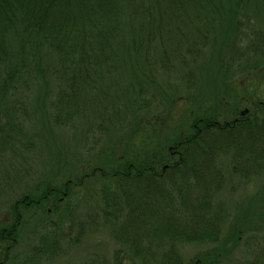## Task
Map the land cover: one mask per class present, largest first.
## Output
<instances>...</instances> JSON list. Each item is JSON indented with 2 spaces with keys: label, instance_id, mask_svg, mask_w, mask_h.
I'll return each mask as SVG.
<instances>
[{
  "label": "trees",
  "instance_id": "trees-1",
  "mask_svg": "<svg viewBox=\"0 0 264 264\" xmlns=\"http://www.w3.org/2000/svg\"><path fill=\"white\" fill-rule=\"evenodd\" d=\"M175 56L185 74H194L191 66L199 68L198 82L209 74L214 58L221 61L223 83L245 74L253 89L249 110H237L228 122L186 111L193 119L189 125L182 122L181 129L189 133L179 137L170 131L167 149L165 140L161 145L162 139H157L160 134L154 141L148 139L144 124L154 118L136 119L131 128L138 141L129 138L118 160L110 151L108 162L103 160L109 170L92 167L91 173L99 175L100 218L123 248L115 252V263L121 255L139 264H184L177 246L223 241L218 251L204 256L209 260L212 253L216 259L238 248L242 238L235 237L242 233L244 251L262 249L261 256L246 264H264V235L248 236L264 231V190L230 216L219 198L228 178L248 182L264 174V92L257 93L264 91V0H0V102L20 86L39 94L30 109L25 104L0 109V159L9 155L25 167L36 146L35 136L27 134L22 123L47 107L49 116L36 137L41 143L51 134L50 126L89 123L85 113L93 106L119 109L121 118L114 114L112 119L122 121L123 129L128 114L136 118L148 112L154 97L147 100L139 86L130 89L136 95L124 97L122 87L114 91L105 79L152 74L153 61L167 66ZM174 96L171 88L157 108L170 107ZM92 113L102 115L100 110ZM21 179L12 182L19 185ZM70 184L60 188L41 182L8 208L11 223L0 217V264H38L56 254L58 237L52 224L49 229L40 226L34 246L21 253L14 249L26 214H53L62 224L70 210L63 200L71 197ZM0 187L10 189L12 184ZM229 219L232 245L221 239Z\"/></svg>",
  "mask_w": 264,
  "mask_h": 264
},
{
  "label": "rangeland",
  "instance_id": "rangeland-1",
  "mask_svg": "<svg viewBox=\"0 0 264 264\" xmlns=\"http://www.w3.org/2000/svg\"><path fill=\"white\" fill-rule=\"evenodd\" d=\"M127 39L130 40L131 36L127 35ZM205 51V56H207V53L210 52V47L205 48ZM200 53L204 55V51ZM153 57L155 56H151V60ZM225 57L222 59H227ZM219 62L221 61H218V58H214L210 62V66H208L209 74L204 75L199 82V68L191 66L194 74H185L179 56H175V59L172 58L167 66L161 65L158 60L153 61L154 72L152 74L127 73L106 78L104 83H110V87L114 91H118L119 87H122V91L125 90L122 92L124 97L136 95L137 92L130 89L137 86L142 88L147 100H150L152 96L154 97L153 103L150 107H147L148 112L143 114V111L138 115L135 114L136 118L128 114L123 129L122 121L112 119L114 114L121 118V111L108 105H105L106 108L104 109L93 106L87 110L85 113L89 120L87 124L79 121L75 122L70 128L61 129L60 127L50 126L52 125L50 123L51 134H48L47 139L43 143L38 142L39 139L36 137L43 128L44 118L49 116L48 107L37 112L35 118L22 123L24 129L28 132L27 134H31L32 138L33 135L35 136L33 144L36 147L29 152V158L26 157L25 167H23L21 161L10 158L9 155L0 159V183L9 182L12 184L10 189L0 187L3 188L2 190L0 189V217L5 219L6 214H8V208L27 193H33L32 190L41 182L60 188L65 183L71 182V197L63 199L64 203L69 205L70 210L68 217L64 216L62 219V224H58L59 219L53 214L43 215L38 212L34 215L35 213H30L34 218H29V215L26 214L23 218L24 224L21 225L22 235L19 237L14 252L21 253L34 246L33 241L38 237L39 229H42L40 226L43 225L44 229L46 227L49 229L50 224H52L58 237V251L52 256L43 257L38 264H139L136 261L131 262L129 260V262L124 260L121 255H119L118 261L115 263V252L122 247L112 239L109 228L102 223L103 219L100 218L99 175L91 173L92 167L109 170L110 167H104L103 160L106 158L108 162L110 151L116 155L118 160L122 157V153L125 152L128 143H130L129 138L132 143L138 141L133 138L134 132H132L133 129L131 128V124L136 119L154 118L152 123L144 124L147 128L148 139L154 141L155 135L160 134L157 139L159 141L162 139L161 145H163L165 140L164 145L166 144V146L164 148L167 149V140L172 138L168 136L170 131L179 137L189 133V129L186 133H183L181 129L182 122L189 125L193 119L185 116L186 111L188 113L191 112L192 115L199 113L200 115H212L214 118L217 117L216 119L219 121L228 122L234 118V112L237 110H249V98L253 93V89L248 86L245 74H236L237 76L235 75L233 83L231 81L223 83L222 77L224 74H222L221 63ZM199 67L204 69L201 65ZM144 75H146L145 78H143ZM186 76H190V78L185 81L184 78ZM197 76L198 78H196ZM187 81H189V85L186 83ZM236 83L240 84L237 88L234 86ZM104 87L107 88L108 86ZM171 88L175 95L174 101L171 99L174 104L172 103L170 107L168 105L157 108L158 101L161 98H166ZM262 90L263 88L257 90V93H263L264 91ZM35 93L34 89H23L20 86L17 92H11L9 100L5 99L0 102V109L8 111V107H18L22 104L27 105L26 107L30 109L31 104L34 105L35 99L39 95ZM188 97L190 99L186 102L185 99ZM179 99L181 101H178ZM205 99L207 100L203 103ZM190 102L192 104L197 102L198 106L193 108ZM201 103H203V106L200 105ZM188 108H191V110H186ZM96 110H100L102 115H93L92 111ZM172 120L174 121L171 122ZM51 135L54 136L52 137ZM220 155L224 154L221 153ZM12 161L14 162L12 163ZM23 170L27 171V175L24 176ZM20 176L22 181L19 185L12 182L16 180V177L20 179ZM79 181H81V185L77 186ZM223 186L224 188L220 191L219 196L221 197L219 198L223 199L222 201L229 213L231 211L230 216L240 212L242 205L247 203L248 198L253 197L255 194L259 197V193H263L264 174L248 182L241 181L238 177H230ZM38 188L42 187L39 186ZM262 198L264 199V196ZM261 203L262 199L260 197L257 205H261ZM41 214L45 217H42ZM229 221L230 219L222 227L221 239L223 238L222 240H226L227 244L232 245L235 240L233 243V240L229 238L230 236L232 237ZM29 231L30 234L28 233ZM253 234L264 235V231L258 230V233L252 232L248 236ZM233 236L235 237V235ZM237 237L242 238L238 248L229 251L222 257H216V259H213L212 253L208 257L209 260L205 259L204 256L207 255L208 251H218L223 241H220L219 245H212L207 242L188 243L179 245L177 248L184 264H246L253 256L262 255L261 247L256 249L258 252L244 251L243 241L246 238L242 233L237 234L235 238L237 239Z\"/></svg>",
  "mask_w": 264,
  "mask_h": 264
},
{
  "label": "flooded vegetation",
  "instance_id": "flooded-vegetation-1",
  "mask_svg": "<svg viewBox=\"0 0 264 264\" xmlns=\"http://www.w3.org/2000/svg\"><path fill=\"white\" fill-rule=\"evenodd\" d=\"M7 223H11V216L10 214H6V218L4 219Z\"/></svg>",
  "mask_w": 264,
  "mask_h": 264
}]
</instances>
